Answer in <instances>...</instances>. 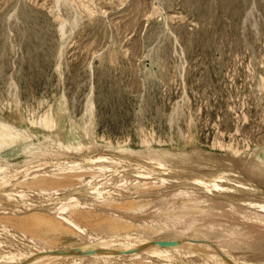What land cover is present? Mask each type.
<instances>
[{"label":"rangeland","instance_id":"1","mask_svg":"<svg viewBox=\"0 0 264 264\" xmlns=\"http://www.w3.org/2000/svg\"><path fill=\"white\" fill-rule=\"evenodd\" d=\"M86 1L91 16L79 0H60L58 10L54 0H0V122L38 133L35 145L44 147L35 155L13 156L8 175L36 158L57 164L80 160L58 153L61 144L94 147L84 156L119 164L107 176L115 180L112 187L98 186L112 196L78 199L72 212L58 203L45 208L39 203L56 191L95 180L87 172L75 177L65 176L67 169L52 171L53 163L22 174L43 175V185L15 188V208L0 215V254L132 233L156 240L199 237L223 251L244 253L253 246L250 251L264 252L256 244L263 230L237 241L241 227L223 225L231 229L227 233L210 224L186 226L190 213L182 203L153 209L142 193L152 199L160 188H133L124 170L133 154L146 153L147 142L154 158L198 152L220 162L231 157L228 147L240 159L264 157V0ZM61 111L67 116L64 132L40 133L43 115L56 122ZM220 163L193 173L225 170ZM240 164L228 169L240 171ZM252 185L264 188L258 180ZM3 228L11 231L10 239Z\"/></svg>","mask_w":264,"mask_h":264},{"label":"bare ground","instance_id":"2","mask_svg":"<svg viewBox=\"0 0 264 264\" xmlns=\"http://www.w3.org/2000/svg\"><path fill=\"white\" fill-rule=\"evenodd\" d=\"M61 1L64 2L66 0ZM85 1L79 0L80 5L83 4L91 16L93 11L89 6H85ZM59 2L60 0H54L56 4L54 9H59ZM73 2L75 3L76 1ZM73 2L71 0L72 4ZM64 22L66 23V20H63L61 25H64ZM45 114L38 122L39 132L42 134L54 133L56 135L63 133L67 122L66 113L61 111L56 122L47 120ZM37 136L38 133L28 134L22 129L13 127L8 121L0 122V215L11 212L15 208L17 204V200L14 198L16 187L35 188V186L41 183L40 180L43 175L39 176L38 173L33 175L34 173H32V176L30 175L29 177H27L28 175L24 178L20 176L34 169H41L47 163H53V165H50L52 171L61 168L70 171V174L65 176L75 175V177H78L87 172L91 175V179L95 181L83 182L81 185L67 190H55L56 192L53 196L39 203L40 205H46L45 208L58 203L57 205L62 207L63 212H72L74 210L73 205H75L78 199L106 200L112 196L110 194L111 190L106 191L107 189L105 190L98 186L103 183H109L112 187L115 180L107 176L115 173L113 166L116 163L113 160L105 159L103 156L95 158L84 156L93 153L96 149L94 147H82L79 144H61L58 146V153L60 151L67 152L80 160L70 162L67 160L68 162L66 163L60 162V164H57L58 160L45 161L36 158L31 164H27L28 166L24 167L22 171H18L17 174L12 173L13 176H10L11 174L8 175L7 167L13 156L35 155L37 151L43 150V146L38 147L35 145ZM144 149L145 154L132 155L134 162L132 160L125 162L128 165L124 167V170L127 172V178L131 182L130 184L133 185V188L142 189L148 186H157L160 188V190L155 192L157 193V195H154L155 198L152 199H150L151 193H142L145 195V200L148 205H151L153 209L157 210L166 207L169 210L172 204H176V202L182 203V208L189 210L190 213L186 217L189 222L186 226L200 224L202 227H205V224H210L213 229L215 226L223 229L227 233L231 229L228 231L226 229L224 230L222 228L223 225L231 226L232 229L241 227V230L238 233L235 232L234 235L237 241H240L243 237H246L247 240L257 235L258 231H264V188L259 189L260 187L258 188L252 185L253 180H258L261 186L264 187V157H257L258 155L255 157L253 155L254 157L251 156L248 158L247 156L245 159L242 158V160L237 158L239 153L235 152L236 150L229 149L228 147L226 152H230L231 157L228 156L220 161L226 166L225 170L209 173H200L198 171V173H193L196 168L212 171L221 163L217 162V159H214L209 154L204 156V154L201 153L200 155L198 152L192 154L162 153L160 158H154V151L148 142L145 143ZM63 162H65V159ZM239 162L241 163L240 171L234 172L228 169L232 167L231 165ZM71 172L74 174H71ZM63 174L64 172L61 175ZM52 175L58 174L53 173ZM122 178L119 182L124 184L125 182H122ZM128 180L126 183H129ZM121 186L123 187V185ZM118 188L120 189V187ZM160 191L162 192L159 193ZM138 201L139 204L142 203V201ZM22 203L24 204V202ZM45 208H42V210H45ZM61 209L58 211H61ZM75 211L77 210L75 209ZM86 211L90 210L88 209ZM89 214L87 213L85 215L90 216ZM197 219L200 222L195 223ZM3 232L7 235L6 239L11 238V231L3 228ZM14 236L22 239V236L17 233ZM261 236L262 240L256 242V244L259 243L260 245L259 249L264 248V234ZM251 247L248 248L249 250L247 249V252L234 253L223 251L215 243L199 237L194 239L177 238L156 240L132 233L115 235L110 238H104L101 241L97 240L94 243L90 242L79 246L59 244L51 245L47 248H38L36 245H30L23 252L19 250L18 253L16 251H9L5 254H0V264H122L123 259L136 263L151 262L152 264H264V252L250 251ZM251 253H258L260 258L255 259L250 256Z\"/></svg>","mask_w":264,"mask_h":264}]
</instances>
